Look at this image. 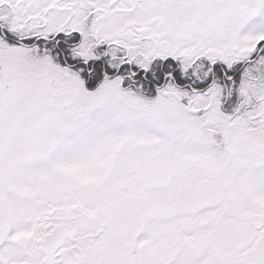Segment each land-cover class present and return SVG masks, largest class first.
<instances>
[{
  "label": "snow or ice",
  "instance_id": "snow-or-ice-1",
  "mask_svg": "<svg viewBox=\"0 0 264 264\" xmlns=\"http://www.w3.org/2000/svg\"><path fill=\"white\" fill-rule=\"evenodd\" d=\"M0 264H264V0H0Z\"/></svg>",
  "mask_w": 264,
  "mask_h": 264
}]
</instances>
